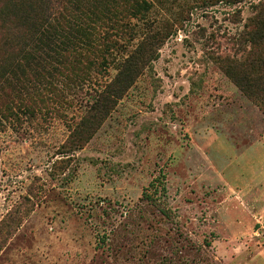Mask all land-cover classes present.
Wrapping results in <instances>:
<instances>
[{"label": "rangeland", "instance_id": "rangeland-1", "mask_svg": "<svg viewBox=\"0 0 264 264\" xmlns=\"http://www.w3.org/2000/svg\"><path fill=\"white\" fill-rule=\"evenodd\" d=\"M147 1L131 45L155 32L158 58L81 150L68 127L113 70L0 128V264H264V115L216 64L264 0Z\"/></svg>", "mask_w": 264, "mask_h": 264}, {"label": "trees", "instance_id": "trees-1", "mask_svg": "<svg viewBox=\"0 0 264 264\" xmlns=\"http://www.w3.org/2000/svg\"><path fill=\"white\" fill-rule=\"evenodd\" d=\"M149 8L147 0H0V128L17 131L57 106L76 107L67 90L113 70L97 82L80 122L68 127L65 153L81 150L158 58L164 39L155 32L131 45L130 21L143 20ZM255 8L238 38L241 57L216 64L264 115V1ZM163 180L152 184L158 198L167 194Z\"/></svg>", "mask_w": 264, "mask_h": 264}]
</instances>
